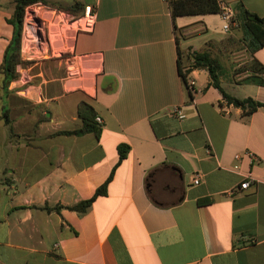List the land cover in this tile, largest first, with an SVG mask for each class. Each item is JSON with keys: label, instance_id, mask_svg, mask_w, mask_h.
I'll use <instances>...</instances> for the list:
<instances>
[{"label": "crops", "instance_id": "crops-1", "mask_svg": "<svg viewBox=\"0 0 264 264\" xmlns=\"http://www.w3.org/2000/svg\"><path fill=\"white\" fill-rule=\"evenodd\" d=\"M44 1L33 4L44 20L37 47L22 41L21 75L4 95L17 135L0 119V264H264V106L229 104L206 68L182 75L190 52H230L238 22L226 31L220 12L174 20L168 0ZM227 1L264 16V0ZM88 4L93 32L46 21ZM15 9L0 0V65ZM249 51L235 81L244 94L228 92L264 103V84L242 83L255 61L264 66V47ZM83 101L101 136L57 134L82 126ZM111 176L86 212L68 208ZM247 177L248 189L229 194Z\"/></svg>", "mask_w": 264, "mask_h": 264}, {"label": "trees", "instance_id": "trees-1", "mask_svg": "<svg viewBox=\"0 0 264 264\" xmlns=\"http://www.w3.org/2000/svg\"><path fill=\"white\" fill-rule=\"evenodd\" d=\"M16 3L15 15L9 21L14 25L15 31L14 36L10 44L7 46L3 63L0 65V70L4 75V89L7 90L8 85L11 81L18 78L19 73L17 66L21 63V43L22 34L24 28V20L26 16V9L28 6L45 2L44 0H14ZM172 10V17L175 20L179 16H190V15H206L216 14L220 12V1L219 0H168ZM71 9V8H70ZM235 22H238L243 32V39L246 41L247 47L251 52H255L258 49L264 47V16L252 12L245 8L243 5L237 9ZM192 60L189 70L183 72L182 75L185 81L188 83V73L196 68L208 69L212 84L217 87L224 99L229 103L237 107H241L245 110L246 114H251L256 111L259 107L264 106L263 102L257 101L252 97L240 98L230 94L223 86L220 78V72L223 70L221 61L214 57L210 52L207 51H193L190 53ZM253 73L244 78L242 83H255L264 84V78L258 74L264 73V66L258 61L254 62ZM2 111L0 119L4 120L5 124L11 128L12 136L17 135L12 128V119L10 117V110L4 103V96L1 97ZM79 117L82 119L83 124L80 128L73 130L59 131L57 134L64 135H84L86 133H95L97 136L102 134V124H99L96 120L97 113L95 108L88 102H81L78 108ZM130 151V146L127 144H121L119 146L120 160L127 157ZM112 176L100 186L95 195L89 199L82 200L79 203L68 206V208L76 210L80 213L86 212L92 205L93 201L100 195L107 193L108 184ZM62 205H56L55 207H45L48 210H60Z\"/></svg>", "mask_w": 264, "mask_h": 264}, {"label": "rangeland", "instance_id": "rangeland-1", "mask_svg": "<svg viewBox=\"0 0 264 264\" xmlns=\"http://www.w3.org/2000/svg\"><path fill=\"white\" fill-rule=\"evenodd\" d=\"M30 12L31 11H29V13L26 12L27 16H28V20L33 21L34 17ZM37 18H39V21H37V20L34 21V26H36V28L38 29V27H40V26L42 27V23L44 20L40 17H37ZM68 19H67V17L66 18H59V19L49 17V18H46V21L50 22L51 27H57L58 28L60 25L65 24L63 27L67 28V27H71L70 26L71 24L69 25ZM54 20L56 22H54ZM223 23L224 22H220V26H223ZM25 26H26V24H25V20H24V27ZM74 28L76 29V24H75ZM232 28H231V30H232ZM237 28L238 29L236 30L235 40H233V42H232V45H233L232 48L233 49L230 50V52L225 51L223 54L215 53L213 56L218 58L223 65V70L219 74H220L222 84L225 86L227 91H229L233 94L243 95L244 91L239 86H237L235 81H236V79H238L242 75L247 74V73H245V74H240V73L245 72V70L251 66L250 64H252V62L249 61V59H250V56H249L250 51L249 50L250 49L247 47L246 41L243 39V32H242V29L239 26V24H238ZM220 29H222V27ZM25 30L26 31H24V28H23L24 34H22V37L24 36V38L22 39V41H24V43H26L27 50L28 49L30 50L34 47H37V40H39V38H40L39 33H37V31L36 32L33 31L34 35H32V34H28L27 29H25ZM223 35H227V34H221V36H223ZM190 53L188 54V56H185L184 59H185V62H188V63L190 62V64H191L192 60L190 58ZM232 53H234V54H232ZM18 73H19V76H18V78H19L21 73L20 72H18ZM4 86H5L4 75L2 74V72L0 70V109L2 106L1 97L6 94V90L4 89Z\"/></svg>", "mask_w": 264, "mask_h": 264}, {"label": "built area", "instance_id": "built-area-1", "mask_svg": "<svg viewBox=\"0 0 264 264\" xmlns=\"http://www.w3.org/2000/svg\"><path fill=\"white\" fill-rule=\"evenodd\" d=\"M35 5V4H34ZM34 5H30L27 7L26 12L29 13V11H31L30 13L33 15L34 20L33 21H29L28 20V16L26 13L25 16V24H26V29L28 31V34H33V27L34 26V21H36L37 16L36 13H34ZM220 15L223 19L224 22V29L226 31H230L232 24L234 22V19L236 17V9L233 6V4L230 1L224 0L220 2ZM69 23L72 24L73 26H75L76 24V30L77 31H85V32H93L95 30L96 27V23H97V10L95 8L94 5L92 4H88L85 6V11L84 14L82 16L79 17H73V16H69ZM26 31V30H25ZM191 85L195 84V81L192 80L190 82ZM175 115L182 119L185 117V115L183 114L182 110L180 108H176L174 110ZM96 120L99 124H102V119L101 117H96ZM248 154H250L251 156H254L253 153L248 151ZM241 156L239 154L236 155V158L239 159ZM201 180L200 175H197L195 178V184H199ZM253 180L251 179V177H247V179L243 180L240 184L239 187H235L234 189H232L231 191H229V194L233 195L234 193H236L238 190H244V189H248L251 185H252ZM248 242L250 243H254L255 239H251L250 241L248 240Z\"/></svg>", "mask_w": 264, "mask_h": 264}, {"label": "bare ground", "instance_id": "bare-ground-1", "mask_svg": "<svg viewBox=\"0 0 264 264\" xmlns=\"http://www.w3.org/2000/svg\"><path fill=\"white\" fill-rule=\"evenodd\" d=\"M33 27V30H34V32L36 31L35 29H36V26H32Z\"/></svg>", "mask_w": 264, "mask_h": 264}, {"label": "water", "instance_id": "water-1", "mask_svg": "<svg viewBox=\"0 0 264 264\" xmlns=\"http://www.w3.org/2000/svg\"><path fill=\"white\" fill-rule=\"evenodd\" d=\"M37 21H39V19H37Z\"/></svg>", "mask_w": 264, "mask_h": 264}]
</instances>
